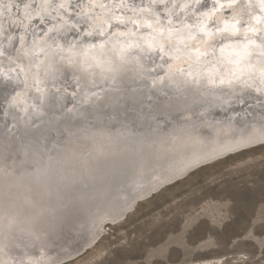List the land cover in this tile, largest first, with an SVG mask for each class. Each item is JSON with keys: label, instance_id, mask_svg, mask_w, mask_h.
<instances>
[{"label": "bare ground", "instance_id": "obj_1", "mask_svg": "<svg viewBox=\"0 0 264 264\" xmlns=\"http://www.w3.org/2000/svg\"><path fill=\"white\" fill-rule=\"evenodd\" d=\"M35 1L33 14L19 6L11 20L0 17V36L8 43L16 38L14 51L7 47L9 53L0 54L5 122L20 117L36 127L41 94L50 97L51 120L74 111L77 99L117 103V108L112 122L108 108L84 111L75 122L66 120L65 142H55L50 134L0 136V212L15 221L12 229L0 230V264H56L57 254L72 257L71 249L82 241L90 250L105 226L124 221L117 220L133 197H142V203L202 168L264 146V92L257 90L261 86L256 76L208 88L196 83L198 77L187 76L202 64L209 67L207 60L185 58L191 66L153 70V47L144 41L132 44L125 37L87 49L77 46L74 36L64 44L66 49L50 48L41 42L47 33L41 19L50 0ZM145 30L166 51L171 41L175 58L190 55V29L168 38ZM237 33L229 35L238 38ZM260 44L264 49V40ZM255 53L249 62L261 58ZM97 63L101 67H95ZM85 65L93 67L84 71ZM108 67L112 71H103ZM69 79L75 81L71 90L64 85ZM62 94L73 97L64 109L59 108ZM14 98L23 102L13 104ZM158 187L162 189L144 198Z\"/></svg>", "mask_w": 264, "mask_h": 264}, {"label": "rangeland", "instance_id": "obj_2", "mask_svg": "<svg viewBox=\"0 0 264 264\" xmlns=\"http://www.w3.org/2000/svg\"><path fill=\"white\" fill-rule=\"evenodd\" d=\"M151 1L50 0V9L41 19L47 30L41 42L50 48L66 49V41L76 36L77 46L94 49L107 47L118 37H125L132 44L144 41L153 47L151 53L157 59L151 68L159 71L165 66L172 70L191 66L185 58L195 57L197 50L215 49L200 57L211 59L220 47L236 43L237 39L243 43L255 40L262 49L264 12L255 5L264 0ZM8 2L13 5L11 11L19 6L32 14L36 10L35 0ZM229 4L232 6L227 7ZM221 5H225L224 12ZM238 10L243 11L239 16ZM205 13L211 14L205 28L214 37L211 40L198 28L205 22ZM254 17H260L261 22L257 24ZM231 23L236 24L238 38L229 32H218ZM27 25L32 22L27 21ZM146 27L167 38L190 29L191 37H195L187 44L190 55L175 58L172 42L168 41L166 51L158 40L151 39L153 35ZM250 27L258 31L245 33ZM0 45V54H8L7 47L13 52L16 38L8 43L6 36H0ZM205 262L264 264V146L202 168L137 204L123 222L105 226L101 238L90 250L66 264Z\"/></svg>", "mask_w": 264, "mask_h": 264}, {"label": "clouds", "instance_id": "obj_3", "mask_svg": "<svg viewBox=\"0 0 264 264\" xmlns=\"http://www.w3.org/2000/svg\"><path fill=\"white\" fill-rule=\"evenodd\" d=\"M12 6V3L8 2V0H0V17L7 16L8 19L11 20L14 15L11 11ZM231 6V4L227 5V7ZM221 7H225V5H221ZM255 7H258L261 12H264V3H258ZM26 11L27 8H25V12ZM204 16L205 22L198 25V28L200 32L205 33L209 40H211L214 38L211 32H205L207 19H210L211 14L205 13ZM254 19L257 24L261 22L260 17H254ZM233 20H235V17H233ZM257 31L258 29L255 27L246 28L244 30L245 33H255ZM218 32H229L235 35L237 33L236 24H225L222 28L218 29ZM89 35H91V33H89ZM119 35L124 34L120 33ZM190 39H195V37H190ZM181 42L183 43V41ZM101 47H103V45H101ZM127 47L130 48L132 46L128 45ZM214 51L216 50L211 48L205 51L197 50L193 55H195L196 60L199 61L200 57L210 55ZM253 52H258L261 58L255 60V62H249ZM165 55H167V53H165ZM120 60H122V55L116 57V61ZM205 64L210 66L205 67L204 64H202L195 72L187 73V76L198 77L196 83H203L208 88L231 85L234 81H239L242 76H246L248 80L251 81L253 80V76H256L261 86L257 90L264 92V49H261L260 46L255 43V40H248L247 43L244 44L226 43L218 49V54L213 55L211 59L205 61ZM91 67H93V65H85L84 71H88ZM95 67L99 68L101 65L97 63ZM103 71L110 72L112 69L108 67L103 69ZM103 71L100 73L101 75H103ZM249 86L251 87L252 85L250 84ZM37 90L43 91V89ZM216 98L219 99V97ZM17 102L22 103L23 101H17L16 98H14L13 104ZM14 223V219H11L6 211L0 212V230H10Z\"/></svg>", "mask_w": 264, "mask_h": 264}, {"label": "water", "instance_id": "obj_4", "mask_svg": "<svg viewBox=\"0 0 264 264\" xmlns=\"http://www.w3.org/2000/svg\"><path fill=\"white\" fill-rule=\"evenodd\" d=\"M185 37V36H184ZM179 41H184V39H179ZM115 76V75H114ZM117 76V75H116ZM119 77V76H117ZM77 80V77H76ZM115 80L117 81V78H115ZM63 83V81H61ZM75 81L72 80H64V85H68L67 90H71V87L73 86V84ZM81 81L79 79L78 82V88H82L81 85ZM121 86L125 88L123 81L120 80ZM121 88V87H119ZM73 89V87H72ZM122 89V88H121ZM75 93H77L78 91L74 88ZM118 92H122L121 90H117ZM61 104L59 105V108L61 107L62 109L68 107L69 105H71L73 103V97L70 95H61ZM49 95H42L39 98L38 104L40 106V110L37 113V116H39L38 119V125L36 127H29L28 124H25L22 119L19 118H15L13 120H11L10 118L7 120V122H5V113H4V109L3 111L0 109V136L1 137H10L11 135H16V136H20L22 138H24L25 136H30L32 138H38L40 135L43 134H50L51 137H53L55 139V142H60V140H62V142H65L66 138H63L66 132V128L64 127V122H66V120L68 121H72L75 122L76 120H79L84 111H89V112H93V111H103L104 108H108V112L107 113H113L112 110H114L113 108H117V103L116 104H112V102H109L110 105L106 106V105H102L99 103L98 105L92 104L93 100H88V99H80L78 101V99L75 101L76 104V108L74 109V111L70 112V113H62L61 115H59L55 120H51V118L49 117V112H50V101H49ZM90 98V97H88ZM91 105H88L90 104ZM39 109V108H38ZM115 112V111H114ZM220 112V111H217ZM70 114V115H69ZM115 118V114H111L110 118H109V122L114 121ZM163 119L165 117H162ZM3 121V124L2 122ZM4 122L5 124L7 123L8 125L5 127L4 126ZM11 134V135H10ZM56 145H53L52 148H55ZM165 185H163L162 187H164ZM162 187H158L156 190H153L150 194L144 196V198H149L151 196H153L157 191H159L160 189H162ZM136 197V196H135ZM133 197V202H131L129 205L125 206L123 208L122 211V215L121 217H119V219L117 221H121V220H125L126 217L128 216L129 213H131L135 207L137 206V204L140 203V201L142 200V197ZM111 219H107L106 220V224L110 223ZM82 241V240H81ZM77 247L72 248V257L70 258H74V257H80L81 255H83L84 253L87 252V250L90 248V244H86L85 242H78ZM44 254V253H43ZM46 255V254H44ZM59 256L56 264H66L70 261H68V259L70 258H64L65 256L63 254H57ZM57 256V257H58ZM76 259V258H74ZM73 259V260H74ZM72 261V260H71Z\"/></svg>", "mask_w": 264, "mask_h": 264}]
</instances>
